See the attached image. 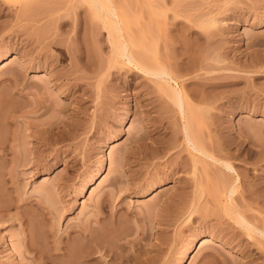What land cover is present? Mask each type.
Instances as JSON below:
<instances>
[{
  "label": "rangeland",
  "instance_id": "374dc122",
  "mask_svg": "<svg viewBox=\"0 0 264 264\" xmlns=\"http://www.w3.org/2000/svg\"><path fill=\"white\" fill-rule=\"evenodd\" d=\"M30 1L0 0V82L15 74L25 86L18 96L6 95L0 84V93L7 98L4 103L10 102L21 109L10 128L9 124L3 126L0 117V126L9 128L5 136L14 138L7 144V155L0 157V264H31L30 256L27 253L23 256L18 242L23 217L38 221L33 224L38 230L42 226L46 228L44 232L41 229L42 234L41 230L35 232L36 237L40 235L38 241L43 243L41 238L44 240L50 225L57 237L73 233L86 223L94 225L97 206L101 204L105 208L103 216L110 217L102 237L107 235L104 239L108 240V248L110 244L114 247L111 251L115 257L113 261L102 253L93 254L92 257H97L93 260L96 264L110 261V264L123 261L125 264L261 263L263 259L252 260V255L264 256V240L258 234L248 238L239 227L230 226L222 211L207 198L213 189L209 167L208 180H204L200 169L202 178L199 172L194 178L189 170L175 168L176 162L181 161L179 156L188 160L189 155L183 144L179 112L168 100L170 93L165 90L163 95L153 81L136 69L111 62L107 31L95 14L120 16L121 27L130 36L134 32V36H139L143 29L152 33L153 17L159 15L161 28L168 35L164 39L166 48L163 40L164 46L159 43V47L162 45L159 50L164 51L163 57L169 56L166 59L178 70L174 71L175 76L186 73L185 67L189 64L183 60L203 57L204 63L210 66L207 73H191V68L185 78L177 76L178 88L183 81V91L197 93L198 86V93L205 91L207 95L217 96L216 106L200 105L202 109L205 107L206 116L208 112L210 116L203 123V132L207 136L213 131L210 133L215 137L211 139L217 138L212 140L214 145L219 140L220 148L223 145L222 150H226L222 154L229 151L227 154L233 157L235 147L241 149L238 158H229V162L234 163L237 173H243L238 174L245 182L252 180L242 188L248 186L246 190L251 194L254 192L251 190L257 189L248 212L258 219L254 223L261 227V217H264V150H261L262 146L264 149V0H91V6L84 0H32V4ZM157 8L163 13L156 14ZM207 10L216 18L212 28L215 36L210 44H205L202 30L196 27L200 21L196 17ZM257 16L261 20H254ZM125 22L131 23L127 27ZM189 27L197 35L190 33ZM198 34L203 35L197 39ZM146 40L143 42L149 45L151 40ZM150 43L153 45V41ZM6 68L14 71L11 73ZM174 84L171 82L172 87ZM210 86H214V92ZM37 104L44 106L33 112ZM54 121H57V144L44 145L38 140L39 130ZM210 122L212 127L207 125ZM205 126L211 130L208 132ZM153 145L156 149H152ZM163 147L171 148L162 153ZM195 179H202L204 195L202 187L196 185L200 182H193ZM41 187L43 191L49 188L53 191L54 209L48 206L52 201L46 198H43L46 202L42 212L32 205L39 201ZM242 188L238 196L247 194ZM191 201L194 206L189 207ZM110 221L118 223L110 226ZM79 245L75 247L82 246Z\"/></svg>",
  "mask_w": 264,
  "mask_h": 264
},
{
  "label": "bare ground",
  "instance_id": "6f19581e",
  "mask_svg": "<svg viewBox=\"0 0 264 264\" xmlns=\"http://www.w3.org/2000/svg\"><path fill=\"white\" fill-rule=\"evenodd\" d=\"M31 1H30V3H31ZM84 2L86 3L87 6H91V0H84ZM34 3H36V2H34ZM141 6H140L139 11L143 14L144 11L142 12L143 7H141ZM211 11L207 10L206 13L200 14L199 17L196 14V16H197L196 18H199L200 19V21L197 20L198 21V23H197L198 26L196 25V27H198L200 29V31L202 30V32L204 34V37H202V38H205V39H202V40H204L205 44H207V43L210 44V42L212 41V39L215 36V32L212 31L213 30L212 28L215 26L216 18L214 20V14H211L213 12V11L212 12ZM162 13H163L162 10H160L159 8H157L156 14H162ZM158 16L159 15L153 17L154 18V22H155V27L153 29L154 30L153 31L154 33L152 32L151 29L150 30H151L152 33H150L149 29H148V32L147 33H146L147 30L146 29L145 30L143 29V32L141 31L139 36H134V33L135 32L133 34H131V36H130V34L125 33L127 30L124 31L123 30V27H121V23L123 22V20L121 21L120 16H117V15L111 14V13L110 14H95V17H97L101 21L102 26L107 31V39H108V41L110 43V49H111V60H112L111 62L115 63L116 65L117 64L118 65L119 64L120 65H126V66H129L130 68L136 69L137 71H139L140 73H142L143 75H145L147 78H149L150 81H153L157 85L158 90H160L159 92H161V91L163 92V91L167 90L166 92L167 93H170L169 96H168V94L165 93L166 94L165 96L166 97L168 96L169 99H168V97H167V99L169 101H171V103L173 102L172 104L173 105L175 104V106L177 107L176 111L179 112V115H180L179 118H181V121H182V134H183L182 137H183V141H184L183 144L186 145L185 146V148H186L185 150H186V152H188V155H189V159L188 160H187V158L185 159L184 156H183L182 159H181V156H179L180 157L179 159L181 161H178L179 163L176 162L177 164L175 166H177V167H175V168L179 169V171H184V172H185V170H189L191 172V174H190L191 177L193 176L194 178H196L195 176L197 175V172H199L198 170L200 169L202 175L204 176V180L205 179L208 180L210 178L213 179V180H209L210 182L212 181L211 183H213L212 184L213 185V189L209 192V195L207 194L208 195L207 198H210L209 200L211 201V203H213L217 207V209L219 210V212L222 211V213H221L223 215L222 217L225 218V220L230 223L229 224L230 226H233L234 225V226H237V228L239 227L241 229L239 231H243L241 233H243V234L245 233V235H247L248 238H251L252 239V235L258 234V236H260L264 240V220H263L264 217L263 218L261 217V220L262 221L261 222L259 221L261 227H258L257 225L259 223H256L257 225L254 223L256 220L258 221V219H255L254 218V215L252 217V215L250 214V212H248V209H249L250 205L253 204V203L251 204V201L253 200L252 197L254 195H256V194L253 195V193L257 189L256 190H251L250 188L252 187V185L250 186L248 184L250 186L249 190L254 191L251 194V193H249V191H247L248 190L247 189L248 186H247V188L245 186H244L245 188H242L243 187L242 185H244L245 183H246L245 185H247V183H249V182L251 183L252 180L249 181V182H247L248 180H250V179H248L245 182V180L242 179L243 176H240L239 175V174H243V173L238 172L239 173L238 174L237 171H236L237 168L235 169V167L233 165L234 163H230L231 161L229 162V158H233V157L234 158L235 157L238 158L239 151L241 149L240 150H237V149H239V147L238 148L235 147L236 149H234V150H235L236 153L235 154L233 153L235 155V156L232 155L233 157H231V156H229L227 154L229 152L228 150H227L228 151L227 153H223L222 154L221 153L222 151H224V152L226 151L224 149L222 150L223 145H222V148H220V146H219V144H220L219 143V140L217 141L218 145H217L216 142H215L216 144L214 145V142L213 141L214 140H217V138L216 139H211L212 133H210V132L212 130L211 129H208V127L210 128L212 121L210 122V124H207V125H210V126H205V127H207V129H208L207 131L208 132L211 130L209 132L210 135L205 136V134L203 132V129H202L203 126L205 125V124H203V123H205L204 122L205 119H207V117H210V116L208 115L209 114V112H208L209 110L207 111L208 114L206 116V109H205V107L202 109V107L200 105H205L206 104L208 106H211V105L212 106H216L218 104L217 103V99H216L217 96L214 93L213 94L216 97L214 95L213 96L215 98L213 96H210L209 94H208L209 95L208 96L207 94H205V91H204V93L203 92L198 93V91H199L198 90V86L196 88L197 89V93H192L191 94L190 93L191 91H189L188 88H187L188 90L187 91L185 90L186 91L185 92V91H183V89L185 88L184 87L185 84H183V81H182V84H181V81L179 82L181 84L180 88H178V85H177L178 84L177 83V79L179 78L177 76H181V78L182 77L185 78V75H187V76L190 75V71H191V73L192 72H197V71L198 72L204 71L205 73H207V68H208L209 65H207V64L204 63V60L202 59L203 57L200 59L198 56H195L196 57V60H194L195 57H193V58L192 57L191 58L188 57L189 60H185L184 61L182 59L183 60L182 62H186L187 61L186 64L187 63L189 64L188 66L186 65L187 67H185V69H186L185 72L186 73H182L183 75H179L181 73H176L177 76H175V72L176 71L178 72V70L175 71V69L173 68L172 63H169L170 61L167 60L169 58L168 53L166 52L167 53L166 55L168 56V58H167V57H163L164 56V54H163L164 51L162 53L160 52L162 50V48H160V47H162V45L164 46V44H165V48H166V43L167 42H165V40H166L165 37L167 38L168 35L162 30V28H161V22H160ZM254 20H256V21L261 20L260 19V16L254 17ZM199 22L200 23L202 22V23L199 24ZM126 23L127 22H125V25H127ZM130 23L131 22H128V25ZM128 25H127V27H128ZM187 29H190V33L193 32V31H191V27H189ZM163 32L166 34V36H165V34H163ZM193 33L195 34V31ZM146 34H150L149 35L150 38L147 35V37H148V39H147ZM195 35H197V32H196ZM200 35H199V37L196 36V37H198L197 39L201 38ZM131 37H133V38H131ZM144 37H146V39L148 41H149V39L151 41H153V45H151V43H150L151 41L149 42V45H147L145 42H143V40H146V39H144ZM147 40H146V42H147ZM163 40H164V42H163ZM167 41H168V39H167ZM161 42H163L164 44H162ZM159 43L162 44V45H160V47H159ZM248 46H250V44ZM159 48L161 50H159ZM176 62H179V61H176ZM113 63H112V65H113ZM251 63H249V64H251ZM178 66L179 65L177 64V68H178ZM248 66H250V65H248ZM120 67H122V66H120ZM191 68H192V70H190ZM182 69H184V68H182ZM7 70H9L11 73L14 71V69H11V68L10 69H7ZM180 71H182V70H180ZM182 72H184V71H182ZM135 74H136V72L134 74H132L131 77L134 76ZM14 75L15 74H13L12 77H10L11 75L10 76L8 75L9 76L8 78H5V79L2 80V82H0V84L2 83L1 84L2 86L1 85L0 86L5 89V91H3V92L4 93L6 92V95L7 94H9V95L10 94L11 95L16 94V95L20 96V93L23 92V89L25 88V86L22 83H20L19 79H17V77L14 76ZM197 75H198V73H197ZM199 75H201V74L199 73ZM171 82L175 83L176 85L174 84L175 86L172 87L173 84L171 85ZM193 83H195V82H193ZM191 84H192V82H191ZM191 84H189V85H191ZM202 87L204 88V84L202 85ZM213 87L210 86L209 89L212 90ZM215 88H217V87H215ZM196 89L194 88L195 92H196ZM1 91H2V88H1ZM4 93H3V95H4ZM209 93H211V92H209ZM1 95L2 94L0 93V96ZM3 95L0 97V117H1L2 121L4 122L3 126L6 127V125L9 124L8 127L10 128V124L16 123L15 121H17V118L20 116V113H21L20 110L21 109L15 107L13 104H9L10 102H7L8 104L7 103H4V102L7 101V98H5L6 95H4V96ZM163 95H164V92H163ZM2 97H4L6 100L4 101V99ZM21 97H22V95H21ZM10 98H12V97L10 96ZM10 98H9V101H10ZM12 99H11V101H12ZM42 106H44V105H39V104L35 105V109L33 110V112H36ZM215 109L216 108H214V110ZM217 111H218V109H217ZM211 118H212V115H211ZM211 118H209V120ZM213 118H214V116H213ZM213 120H215V119H213ZM212 123H214V121ZM13 126H15V125H13ZM8 127L4 129L2 126H0V157L1 158L5 157L7 155V153H6L7 152L6 147L8 146L7 144L9 143V141L12 142L14 140V138H13L12 135H11L12 137L5 136V134L8 135V133H9L6 130V129H9ZM2 128L4 130H6V133H5V131ZM215 128H216V126H215ZM215 128H212V129L215 130ZM204 129L206 130V128H204ZM219 131L221 132V130H219ZM178 132L181 134L180 131H178ZM39 134L40 135L38 137V140L41 141V143H43L44 145H47V146H56V144H57V121L47 123V126L46 127L41 128L39 130ZM214 134H215V131H214ZM213 137H215V136H213ZM176 138H173V139H176ZM157 140H156V143H157ZM178 140L177 141L174 140V141L175 142H178ZM153 141H154V139H153ZM153 141H152V144H153ZM159 141H162V140H159ZM174 141L173 142L171 141V142L173 144H175ZM164 142H161V143L163 144ZM262 143H260V144H262ZM222 144H224V142H222ZM171 145L169 144V146H171ZM225 145H229V144H226L225 143ZM262 145H264V144H262ZM155 146L153 145V148L152 147L151 148L152 149H156V148H154ZM165 146H167V145H165ZM259 146L261 147V145H259ZM262 147H261V150H264V149H262ZM159 148H161V147H159ZM167 148H169V147H163L162 150L160 149V151H162V153L164 151L167 152L166 151ZM53 150H55V149H53ZM234 150L232 149V151L231 150L230 151L233 152ZM154 152L152 151L153 154H154ZM158 152H159V150H158ZM261 153H260V155H261ZM236 154H237V156H236ZM242 156H241V158H242ZM239 158H240V156H239ZM243 158H244V161H245V157H243ZM207 167H209V169L212 171V173L210 172V170L209 171L207 170L208 169ZM209 173L212 174V177H210V178H208L209 175H210ZM244 174H245V172H244ZM199 175H200V178H202L200 172H199ZM246 175L248 176V174H246ZM198 178H199V176H198ZM199 180L200 181H197V179H195L194 181L193 180L192 181L194 183L195 182L196 183L200 182V184L198 183L196 185L198 187H199V185H200V187H202V190L201 191L203 193L205 187H203L202 179H199ZM256 187H257V185H256ZM241 188H242V191H243V189L245 191H247V194L245 192V195H243L242 192L240 191V193L242 195L240 194L241 196H238L237 195V194H239L238 193L239 192L238 190L241 189ZM199 189H201V188H199ZM252 189H254V188L252 187ZM44 190H45V187H44ZM48 190L50 191V188ZM49 191H46V190L43 191V188H42V191H41V189H40V191L38 192L39 193V196H37V197H39V201L38 202L36 201V202H34V204H32L36 209H41V212L44 209V208L42 209V207L44 205V202H46V201H44L45 198L47 200L52 201L54 203L53 204L51 202V204H50V202H48L49 205L47 204L48 206L51 207V210L55 208L54 205H55V200L56 199L55 200H52L53 199V191L52 190L50 192ZM206 192H208V191H206ZM243 193H244V191H243ZM54 195H55V193H54ZM203 195H204V193H203ZM201 197H202V195H201ZM255 197L256 196H254V199H255ZM191 200H193L194 202H196L195 200H197V199L194 200L192 198ZM210 201H209V203H210ZM255 204H256V202H255ZM192 205H193V203L191 201L189 207H192ZM259 205H261V204L259 203ZM33 206H32V208L34 209ZM48 206H47V209H48ZM98 206H97L98 210H97V212L95 214L94 225H92L91 223H89V224L86 223L87 225L84 224L78 230H76V231L74 230L75 232H73V233H66V235H63V237L62 236L57 237V235L53 233L54 230H53V226L52 225H50L49 228L47 227L48 228L47 229V233L44 234L46 237L43 236V235H41V237H45L44 240L41 238L42 241L45 242V239L46 240L47 239L49 240V241L48 240L46 241V242H48L47 244H46V242L45 243L43 242L46 245H44L42 242H39L38 241L40 239V235L38 236L39 237V239H38V237H36L38 235V233H35L36 230L38 232L41 229L44 232V229H46V228L43 229L42 228L43 226L40 224L42 227L41 228L39 227V230H38L37 228H35L36 225H33V224H35L38 221L35 222V221H33L32 218L30 219L29 217L28 218H26V217L24 218L23 217L24 220L23 221H20L22 223H21V226H20V229H19L20 231H19V237H18V242H19V244L21 246L20 248H21V252H22L23 256L27 253V255L30 256L29 258H30V263L31 264H96V263H94L95 261H93V260L97 259V257L94 258V256L92 257V255L93 254L96 255L97 253H102L105 256L106 255L107 256H110L111 259L109 258V260H113V257H115L114 256L115 253L113 251H111V250L114 249V247L111 248L110 247L111 244H110L109 245V248H111V249L109 251L108 250L109 249L108 248V240L104 239L107 235L104 238L102 237L103 235H105V232H106L105 230L108 228V227L106 228V224H108L107 221L110 219V217L108 216L109 218L107 219L106 216H103V215H105V212H104L105 211L104 210L105 208L103 207L102 204L100 205V207H98ZM215 206H214V208H215ZM187 209H188V207H187ZM187 209H186V211H187ZM217 209H214V210H217ZM190 210H191V208H190ZM38 211H40V210H38ZM192 211H193V209H192ZM193 212H195V211H193ZM192 213H190V214L192 215ZM215 213H217V212H215ZM221 214H219V215H221ZM24 216H25V214H24ZM27 216H29V215H27ZM32 217L34 218V216H32ZM221 218H220V220H221ZM112 219H113V217H112ZM113 220H111V221H113ZM117 220L119 221V218ZM111 221H110L109 225L110 224H113L115 222L114 221V222L111 223ZM118 221H116L115 223H118ZM37 225H38V223H37ZM42 230H41V234H42ZM75 243L76 244L77 243H79V244L81 243L82 246L79 245V244L76 245ZM110 243H112V242L110 241ZM48 244L50 245V247L48 246ZM78 245H79V247L80 246L81 247L80 248H76L75 246H78ZM44 246H48V248L47 247H44ZM108 251H109L110 255L108 254ZM115 252L117 253V250ZM254 253L256 254V252H254ZM257 254L256 255H254V254L252 255V260H255V259L258 260L259 258H261V260L262 259L263 260L259 264H264V263H262L264 261V256H262V253L261 254L260 253H257ZM104 255H102V256H104ZM255 256H257V257H255ZM116 259H117V257H116ZM121 260L122 259H120V261ZM99 261H101V260H99ZM106 262H104V263H106ZM98 263L99 264H102L103 262H101V263L98 262ZM110 263H111V261H110ZM110 263L107 262L106 264H110ZM119 264H121V262H119ZM122 264H125L124 261L122 262Z\"/></svg>",
  "mask_w": 264,
  "mask_h": 264
}]
</instances>
